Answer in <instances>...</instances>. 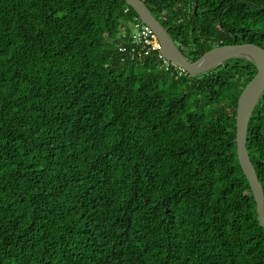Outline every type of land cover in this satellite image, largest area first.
Segmentation results:
<instances>
[{
  "label": "trees",
  "instance_id": "trees-1",
  "mask_svg": "<svg viewBox=\"0 0 264 264\" xmlns=\"http://www.w3.org/2000/svg\"><path fill=\"white\" fill-rule=\"evenodd\" d=\"M194 61L264 48V0H143ZM125 0H0V264H264L228 59L172 74ZM124 48V50H121ZM247 149L264 189V93Z\"/></svg>",
  "mask_w": 264,
  "mask_h": 264
},
{
  "label": "water",
  "instance_id": "water-1",
  "mask_svg": "<svg viewBox=\"0 0 264 264\" xmlns=\"http://www.w3.org/2000/svg\"><path fill=\"white\" fill-rule=\"evenodd\" d=\"M138 13L141 21L157 33L162 53L189 75L205 73L222 62L236 57L250 59L257 66V73L242 91L237 106V153L241 167L248 178L257 203L258 220L264 227V189L247 149L248 126L261 96L264 93V48L254 43L220 45L212 48L194 61L188 60L178 47L168 29L154 15L143 0H125Z\"/></svg>",
  "mask_w": 264,
  "mask_h": 264
},
{
  "label": "built area",
  "instance_id": "built-area-1",
  "mask_svg": "<svg viewBox=\"0 0 264 264\" xmlns=\"http://www.w3.org/2000/svg\"><path fill=\"white\" fill-rule=\"evenodd\" d=\"M131 36L134 41L142 43L148 51H156L160 60L161 66L172 74L182 75L187 73L182 67L175 65L168 60L162 53V45L158 38L157 33L149 25L143 23L141 20L132 24ZM124 50V48H121Z\"/></svg>",
  "mask_w": 264,
  "mask_h": 264
},
{
  "label": "flooded vegetation",
  "instance_id": "flooded-vegetation-1",
  "mask_svg": "<svg viewBox=\"0 0 264 264\" xmlns=\"http://www.w3.org/2000/svg\"><path fill=\"white\" fill-rule=\"evenodd\" d=\"M217 46H220V45H216L215 47H217Z\"/></svg>",
  "mask_w": 264,
  "mask_h": 264
}]
</instances>
